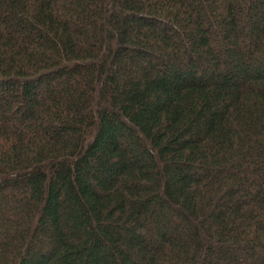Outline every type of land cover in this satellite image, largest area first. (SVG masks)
Wrapping results in <instances>:
<instances>
[{
    "label": "trees",
    "instance_id": "1",
    "mask_svg": "<svg viewBox=\"0 0 264 264\" xmlns=\"http://www.w3.org/2000/svg\"><path fill=\"white\" fill-rule=\"evenodd\" d=\"M0 264H264V0H0Z\"/></svg>",
    "mask_w": 264,
    "mask_h": 264
}]
</instances>
